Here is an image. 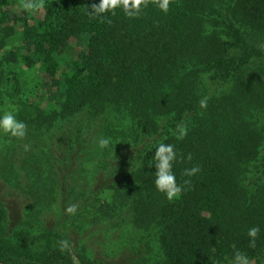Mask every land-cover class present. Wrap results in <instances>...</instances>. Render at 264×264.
<instances>
[{
  "label": "trees",
  "instance_id": "obj_1",
  "mask_svg": "<svg viewBox=\"0 0 264 264\" xmlns=\"http://www.w3.org/2000/svg\"><path fill=\"white\" fill-rule=\"evenodd\" d=\"M17 1L0 0V104L14 105L27 135L9 137L16 154L0 169L1 183L22 202L10 216L0 198V262L231 264L236 251L259 257L264 0H172L167 14L149 3L137 18L118 8L104 22L89 15L100 0H45L40 16L14 10ZM17 65L38 69L41 100L26 93ZM178 125L187 128L183 139ZM101 138L110 139L107 148ZM160 143L177 154L172 171L183 191L173 200L154 184ZM193 166L200 171L185 176ZM80 177L88 185L79 190ZM73 204L75 214L67 213ZM253 226L260 232L250 248ZM97 232L115 260L88 247Z\"/></svg>",
  "mask_w": 264,
  "mask_h": 264
},
{
  "label": "clouds",
  "instance_id": "obj_2",
  "mask_svg": "<svg viewBox=\"0 0 264 264\" xmlns=\"http://www.w3.org/2000/svg\"><path fill=\"white\" fill-rule=\"evenodd\" d=\"M149 3L155 4L161 12L167 14L172 0H100L98 5L95 3L91 5L89 15L93 18L99 17L101 18V22H104L106 14L111 13L115 15V10L120 8L127 17L137 18ZM20 7L31 14L43 10L45 8V0H21ZM108 22L110 23L111 21L109 20ZM199 104L202 109L206 108L207 98L201 99ZM0 132H3L11 138L22 140L27 135V125L19 121L12 112H5L3 116H0ZM177 132V139H183L187 135L186 126L178 125ZM98 143L100 148H107L110 144V139L101 138ZM25 150H28L27 146H25ZM153 158L156 162L154 166V184L156 189L163 193L168 200L175 199L182 193L183 188L181 185L177 184L176 176L172 171L173 163L177 159L174 146L160 143ZM187 159L191 161V154L188 155ZM199 171V166H193L190 169H185L183 174L192 177ZM185 183H189V181H185ZM76 210L77 205L75 204L69 205L66 208V212L69 214H75ZM259 232L260 228L258 226H253L248 230L247 235L249 237L250 248L256 247V239L258 238ZM60 245L61 250H64L68 242L61 241ZM231 264H249V260L246 255L240 251H236Z\"/></svg>",
  "mask_w": 264,
  "mask_h": 264
},
{
  "label": "rangeland",
  "instance_id": "obj_3",
  "mask_svg": "<svg viewBox=\"0 0 264 264\" xmlns=\"http://www.w3.org/2000/svg\"><path fill=\"white\" fill-rule=\"evenodd\" d=\"M20 2L21 0L17 1L15 4H13L12 8L18 11L20 9ZM41 12L42 10L36 11L32 14L36 16H40ZM14 69L16 71H21L20 74L26 82V85H25V90L27 91L26 93L29 95L36 96L37 97L36 99H38L39 94L43 93L44 91L41 85H38L40 83V76H39L38 69L36 67L21 68L20 65H17L16 67H14ZM38 100H41V99H38ZM13 108H14V105L8 100L5 101L3 104H0V116H3L5 112H12ZM9 137L10 136L4 134L3 132H0V169L8 165L6 162L9 157H13V155L16 154V153L14 154L13 152H11L10 144L14 146L15 142H13V139H10ZM36 174H37V171H35V169L32 168L30 172V177H33ZM1 180H0V198L2 199V201H4L7 208L9 209L10 216L12 215L15 216L16 214L18 215L22 209V202L19 199L20 197H18V194L14 193L15 188H12L11 186L12 189H10L9 191L10 187L7 186L3 182L1 183ZM87 185H88V177H80L79 179L75 181L76 189H79V190L84 189L87 187ZM91 229H92L91 226L87 227V230H91ZM95 231L96 230L94 229L93 232L95 233ZM103 237L104 236L101 235V233L97 232V234L93 236V239L91 241L92 243L89 244V245L94 244V246H88V247L95 250L94 256H96V258H103L106 261H113L115 259L112 255H106V252L102 251V250L105 251V248H106L107 252L108 251L110 252V250L108 249L112 247V246H102L101 244L102 240H105ZM96 258H94L93 260H95ZM247 258L249 260V264H264V250L259 257H253V258L247 257Z\"/></svg>",
  "mask_w": 264,
  "mask_h": 264
},
{
  "label": "water",
  "instance_id": "obj_4",
  "mask_svg": "<svg viewBox=\"0 0 264 264\" xmlns=\"http://www.w3.org/2000/svg\"><path fill=\"white\" fill-rule=\"evenodd\" d=\"M0 264H10V263H1V262H0Z\"/></svg>",
  "mask_w": 264,
  "mask_h": 264
}]
</instances>
